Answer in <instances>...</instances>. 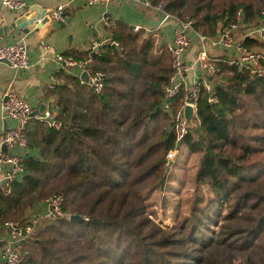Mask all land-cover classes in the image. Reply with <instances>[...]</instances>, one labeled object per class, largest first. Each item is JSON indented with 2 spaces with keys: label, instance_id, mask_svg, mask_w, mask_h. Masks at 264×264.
Returning <instances> with one entry per match:
<instances>
[{
  "label": "trees",
  "instance_id": "1",
  "mask_svg": "<svg viewBox=\"0 0 264 264\" xmlns=\"http://www.w3.org/2000/svg\"><path fill=\"white\" fill-rule=\"evenodd\" d=\"M159 2L206 37L231 22L246 29L264 23V0H150ZM109 33L117 46L66 52L91 56L92 67L104 72L102 89L58 70L47 95L59 125L32 116L24 173L8 193L0 183V224L25 219L37 202L62 195L63 215L39 220L21 264H235L241 255L240 264H264V189L258 183L264 178V75L228 64L227 57L212 60L220 69L211 79L213 92L201 90L194 125L177 141L173 115L186 92L165 97L173 73L168 51L155 35L144 36L143 28L121 19ZM261 38L253 44L264 49ZM251 40L241 39L247 48ZM181 143L201 154L195 181L209 194L195 195L189 213L165 224L150 216L141 191ZM223 204L228 210L219 224ZM35 244L41 263L28 253Z\"/></svg>",
  "mask_w": 264,
  "mask_h": 264
},
{
  "label": "built area",
  "instance_id": "2",
  "mask_svg": "<svg viewBox=\"0 0 264 264\" xmlns=\"http://www.w3.org/2000/svg\"><path fill=\"white\" fill-rule=\"evenodd\" d=\"M85 5L107 4L115 0H78ZM134 1L147 6H154L161 13V20L156 28H159L169 19L176 21L173 29L172 40L166 44V50L169 53L173 73L168 85L165 86V97L170 98L176 95L181 88L185 89V96L182 106L177 109L173 115L174 130L176 140L180 141L190 129L183 108L185 104H191L194 107L193 118L197 109V98L202 89L211 91L213 88L212 76L216 75L220 69L209 56L205 48H201L191 63L188 62L187 53L192 44L191 32H194L201 43L210 41L211 45L224 49H231L232 53L227 57L228 64H237L248 68L252 73L263 76L264 66L260 59L264 58L263 51H252L242 44L241 39L251 37L258 33L259 37L264 36V23L256 26H249L243 35L236 37V30L239 28L236 22L225 25L216 35L206 37L193 29L191 20H181L174 14L167 12L163 8L162 2L156 5L150 3V0H120ZM1 6L7 10H24L27 6L26 0H1ZM66 3L59 2L48 10L49 20L64 22L67 19L65 12ZM38 17L35 22L41 21ZM115 20L108 15H103L101 24L107 29L108 35L102 39H93L87 49L93 53H99L103 50L102 45L110 43L118 45L109 33V28ZM142 28L139 25H133L134 30ZM247 30L250 32L248 33ZM252 34V35H251ZM0 35V62L5 61L14 68L25 69L29 67L30 61L26 44L21 41H11L4 43ZM255 38V37H254ZM55 60L60 68L67 73H72L81 78L83 82L92 87L95 91H100L103 86L104 72L92 67V58H76L68 53H58ZM86 73V80L81 77ZM189 74L197 75L194 79H189ZM52 86V85H51ZM213 92V90H212ZM216 100L214 95H210L209 101ZM169 102H164L163 107L167 108ZM2 107L4 115L14 121V125L3 130L0 133V144L5 146L0 151V162L6 166V170L0 175V183L5 193L10 191L11 183L24 173L23 154L27 148L26 126L32 116L46 119L51 124L58 126L59 122L53 118V112L49 113L46 109L38 114H33V106L29 100L11 88H6L3 93ZM194 121V120H193ZM180 144L170 149L167 153V161L176 155V150ZM3 180V182H2ZM49 210L44 217L61 216L62 195L56 193L46 198ZM69 216L71 214H68ZM41 215L35 213L28 215L22 220H7L0 224L1 229H6L5 238H0V251L4 259V264H21L24 254V243L32 238L35 225L39 222Z\"/></svg>",
  "mask_w": 264,
  "mask_h": 264
},
{
  "label": "crops",
  "instance_id": "3",
  "mask_svg": "<svg viewBox=\"0 0 264 264\" xmlns=\"http://www.w3.org/2000/svg\"><path fill=\"white\" fill-rule=\"evenodd\" d=\"M26 1V7L40 5L45 6L47 10L59 2L66 3L67 19L64 22H56L50 19L41 26L30 25L27 33H18V29H12L11 25L15 15L23 13L24 10H7L1 6L0 0L1 40L4 43L17 40L23 41L27 46L30 61L29 67L25 69L14 68L4 61L0 62V133L14 125V121L4 115L2 99L5 89L11 88L27 98L33 108H38L40 103L51 100L53 109V98L47 95V90L53 86V83L59 81L55 73L61 68L54 58L55 55L70 50H86L93 39H102L107 36L108 31L101 24L103 15H108L114 20L121 19L131 25L141 26L144 29V36L155 35L158 44L165 47V49L166 44L172 40L173 29L176 26V21L169 19L159 28H156L161 20V13L154 6L143 5L134 1L115 0L107 4L94 5H85L78 0ZM235 35L237 38L241 35L238 29ZM191 36L192 44L187 53V59L190 63L196 59V55L201 48H205L208 56L213 60L229 57L232 53L231 49L211 45L210 41L206 44L201 43L194 32H191ZM194 77H197V75L189 74V79L192 80ZM3 149V145L0 144V151ZM193 156L200 158L201 154L194 153ZM193 156H190V159ZM195 168L197 169V167ZM5 170L6 166L0 162V175ZM48 210L47 200L43 199L28 210L27 216L37 213L41 215V218H44ZM6 235V229L0 228V238H5ZM40 247V244H35L28 252L35 259L34 263H41L38 258ZM0 264H4L1 251Z\"/></svg>",
  "mask_w": 264,
  "mask_h": 264
},
{
  "label": "rangeland",
  "instance_id": "4",
  "mask_svg": "<svg viewBox=\"0 0 264 264\" xmlns=\"http://www.w3.org/2000/svg\"><path fill=\"white\" fill-rule=\"evenodd\" d=\"M245 30L246 28H238L241 35L245 33ZM247 32L249 33L250 31L247 30ZM251 39L254 41L251 40L249 43L250 50L264 51V49L253 44L257 39H263L259 37L258 33L252 35ZM243 98L246 101L245 106L247 107L245 118L249 116V96L244 95ZM239 124L238 130L244 134H248L249 131L241 127L242 123ZM193 154V152H190L187 147L181 143L176 150L175 157L167 161L165 166H162L160 170L148 178L141 193L146 197L148 210L151 212L150 216L162 220L165 224H173L178 214L182 215L189 213L195 195L198 193L209 194L208 188H205L195 181L194 172L197 170L195 167L199 166L200 158L193 156ZM190 156L193 157L190 159ZM258 183H260L262 189H264V178L260 179ZM220 204H218L216 208H218ZM223 207L224 210L221 215L218 216V219H213H217L216 221H218L219 224L223 222L222 214L226 213L228 210V207L226 208L224 204ZM209 226L215 230L219 229L218 226L213 225V222L209 223ZM243 259L244 257L241 255L234 263L240 264L243 262Z\"/></svg>",
  "mask_w": 264,
  "mask_h": 264
},
{
  "label": "water",
  "instance_id": "5",
  "mask_svg": "<svg viewBox=\"0 0 264 264\" xmlns=\"http://www.w3.org/2000/svg\"><path fill=\"white\" fill-rule=\"evenodd\" d=\"M35 11H37V13H35ZM41 17V21L39 22H35V20ZM46 21H49V17H48V10L46 9L45 6H40V5H33V6H28L25 7L24 12L19 14V15H15V17L13 18V22L11 25V28H16L18 29V33L23 32V33H27L29 31V26L30 25H36V26H41L42 24H44ZM5 62V61H4ZM81 77L86 80L87 76L86 73H82ZM44 109H46L49 113L53 112L52 109V101L49 100L47 102H42L40 103L38 108L33 109L32 113L33 114H38L40 112H43ZM193 112H194V107L191 104H185L184 108H183V113L184 116L188 122V124L190 126H193ZM3 148H5V146H3ZM3 182V180H2ZM68 219L70 220H82L83 218L77 214H71Z\"/></svg>",
  "mask_w": 264,
  "mask_h": 264
}]
</instances>
